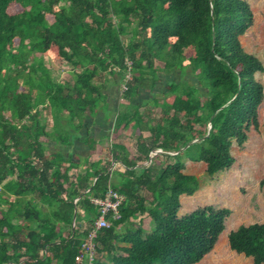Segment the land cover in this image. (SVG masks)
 <instances>
[{
    "label": "trees",
    "instance_id": "1",
    "mask_svg": "<svg viewBox=\"0 0 264 264\" xmlns=\"http://www.w3.org/2000/svg\"><path fill=\"white\" fill-rule=\"evenodd\" d=\"M11 5L19 10L12 13ZM252 21L245 0H0V264H78L98 215L90 201L108 188L123 196L120 217L107 216L110 225L96 230L91 264H196L222 240L232 253L264 264V222L222 233L226 207L179 215L180 195L199 185L183 170L201 162L209 178L230 168L232 142L242 145L258 126L263 91L253 74L264 67L239 41ZM50 50L72 71L61 82L43 64ZM156 64L165 81L148 69ZM135 69L152 79L146 90L157 116L133 103L141 79ZM109 76L116 98L135 108L108 103ZM158 82L165 87L159 93ZM98 108L106 118L115 114L103 151L110 161L92 162L90 174L70 173V155L61 157L58 147L81 140ZM128 126L137 132L125 143L120 135ZM156 148L161 152L148 162ZM144 216L152 222L148 232Z\"/></svg>",
    "mask_w": 264,
    "mask_h": 264
},
{
    "label": "rangeland",
    "instance_id": "2",
    "mask_svg": "<svg viewBox=\"0 0 264 264\" xmlns=\"http://www.w3.org/2000/svg\"><path fill=\"white\" fill-rule=\"evenodd\" d=\"M245 1L248 3L252 11L253 21L245 33L239 36L240 45L245 52L257 57L264 67V0ZM8 9L12 13L19 10L14 5H11ZM184 52L187 57L193 55L192 47L186 48ZM185 62L187 61L185 60ZM43 64L48 70L52 71L51 77L59 82L62 81V77L67 73L72 74V71L68 70L67 66H60L54 56V50H50L45 54ZM155 68L158 69V73L160 72L159 75L163 79L161 80L165 81L167 76L164 74L163 68H161L159 64L148 69L152 70ZM133 72L134 74H137L138 79L141 78L133 87L135 88L133 91L134 99L132 97L133 103L142 106L139 109L140 113L147 112L148 110L144 109L151 107L153 109L151 116H157L154 111L158 113V108L156 110V107L153 106L155 100H153V98L150 99L151 93L146 90L148 86L151 88L152 79L147 75L142 78L140 76L142 74L140 70L135 69ZM56 73H58V75H56ZM172 77L174 78L175 76ZM253 77L255 81L261 83L263 91L262 101L257 109L258 126L256 128L251 126L247 130V138L242 145L239 146L235 141L232 142L230 153L234 157V163L231 167L221 170L209 178L205 176V166L201 162L191 163L185 170H183L186 174L195 175L198 178L199 185L198 189L192 195H180L181 206L179 209V215L187 214L189 211L205 205H211L218 208L226 207L230 209V215L225 221V228L222 233L225 231H227L226 233H229V231L236 229L239 225L264 222V186H260V180L264 174V70L255 72ZM109 78L110 81L107 83V87H109V83H111V76H109ZM157 86L156 91H158V93L160 92V89L162 90L165 88L162 87L163 85L159 82L157 83ZM156 96H158L159 101H161L162 97L160 95ZM133 103L129 104L128 102H125L121 104V111L135 108L136 106L133 105ZM154 105L156 106V104ZM98 113H103L104 115L109 116L108 112L101 108L97 109L95 117H97ZM41 115L40 122L46 123L48 129L52 122V120H50V115L45 109L41 110ZM89 119V124H91V122L96 124V121H94L92 117ZM132 124L133 123H131V126ZM65 126L72 128L69 124L63 123L62 127ZM64 131L69 134V131ZM136 132V129L134 130L128 126L122 131L120 139L124 140L125 143H128V137L136 134ZM60 133L61 130L54 132L53 136L56 141L58 140ZM106 140V142L103 140L102 144H98L97 146V143H93L90 138L87 139V144H90V155L85 151H81L76 155L72 154L73 152L70 148L74 145L73 143L68 146L63 145V147H58L59 150L62 151L60 155L61 157L67 158V156L70 155L68 159L74 165V168L71 169L70 173H75L76 171H88L90 174L92 170H94L92 162H98L101 165L100 158L101 161L104 159V162L108 163L106 161H110V159L105 156L102 151L105 148L108 149L109 145L107 143L110 144L111 140H113L111 132ZM96 152L99 153L101 157L96 155ZM113 162L115 161L112 160L109 169L112 168V165L114 164ZM226 224H229L228 230ZM141 226L144 232H148L152 227V222L148 217L144 216L143 220H141ZM123 230L121 229L120 231ZM196 264H253V262L251 257L232 253L228 248V243H226L225 240H222L217 247L213 248Z\"/></svg>",
    "mask_w": 264,
    "mask_h": 264
},
{
    "label": "built area",
    "instance_id": "3",
    "mask_svg": "<svg viewBox=\"0 0 264 264\" xmlns=\"http://www.w3.org/2000/svg\"><path fill=\"white\" fill-rule=\"evenodd\" d=\"M126 77L129 78V75ZM125 88L124 86L123 89ZM122 200L123 196L111 188L106 190L103 198L91 199V202L98 207V215L93 223L94 229L89 232L87 240L78 249V254L75 256L76 262L91 264L92 257L94 256L93 238L96 236V230L110 225L109 220L106 218L107 216H110L111 219L119 218L118 207Z\"/></svg>",
    "mask_w": 264,
    "mask_h": 264
},
{
    "label": "crops",
    "instance_id": "4",
    "mask_svg": "<svg viewBox=\"0 0 264 264\" xmlns=\"http://www.w3.org/2000/svg\"><path fill=\"white\" fill-rule=\"evenodd\" d=\"M116 91L117 88H115L114 86H111L109 88H107V91L106 93L109 92V100H108V103L110 105H113V101L116 99L117 100V105L119 106V102H123L125 103L123 100L122 101H119V99L116 98ZM114 115L115 114H112L110 116V118H106L104 117L102 114L98 113L97 117H95L94 119L96 120V124H93V122H91L90 124V130L89 131V134L91 135V137L96 140L95 143H99V144H102V141L104 140V142H106V138L108 137L109 133L112 132V126H113V121H114ZM88 131H85L83 134L84 136H82L81 140H77L75 141V145H73L70 150L73 151V154L76 155V154H79V152L81 151H85V152H88L89 155H90V144H85V141H86V133ZM109 145V143H107ZM87 145V147H86ZM104 145V144H103ZM130 149H132V147H129ZM96 150V148H95ZM106 150L103 149V151ZM102 151V152H103ZM101 152V153H102ZM96 155H99V153H95ZM100 156V155H99ZM101 157V156H100ZM98 158V157H97ZM96 158V159H97ZM110 159V158H109ZM103 161H101V158H100V163H103L104 162V159H102ZM106 162H109V161H106ZM112 162V160H111ZM111 162L109 163V165L111 164ZM99 163L97 164H94V165H98ZM107 164V163H106ZM81 212V209H78V213ZM141 220H143V217L140 218Z\"/></svg>",
    "mask_w": 264,
    "mask_h": 264
},
{
    "label": "clouds",
    "instance_id": "5",
    "mask_svg": "<svg viewBox=\"0 0 264 264\" xmlns=\"http://www.w3.org/2000/svg\"><path fill=\"white\" fill-rule=\"evenodd\" d=\"M128 64L130 65L129 62H128ZM127 75H129V78L126 77ZM130 80H131V72L128 71V72L125 74V79H124V81H123L122 83H120V86H119V89H118V90H120V91H122V92H123V91H126V89H127V82L130 81ZM124 86L126 87L125 89H123ZM133 99H134V98H133ZM124 102H125V101H124ZM207 128H208V127H207ZM153 151H154V152H155V151H158V153L161 152L160 149H157V148H156V149L152 150V152L150 153V155L153 153ZM155 155H156V154H155ZM155 155H154V156H155ZM154 156H152V158H153ZM148 162H149V161H148ZM113 163H115V162H113ZM110 165H111V164H110ZM113 165H114V164H113ZM113 165H112V166H113ZM111 189H112V188H111ZM114 191H115V190H114ZM117 193H118V192H117ZM118 194H119V193H118ZM76 201H77V198L73 200L74 203H75ZM90 202H91V201H90ZM91 203H92V202H91ZM92 204H93V203H92ZM93 205H95V204H93ZM95 206L97 207V205H95ZM97 209H98V207H97ZM118 213H119V212H118ZM119 217H120V214H119ZM117 219H118V218H117ZM73 224H74V223H73ZM77 263L79 264V263H81V262H77Z\"/></svg>",
    "mask_w": 264,
    "mask_h": 264
},
{
    "label": "water",
    "instance_id": "6",
    "mask_svg": "<svg viewBox=\"0 0 264 264\" xmlns=\"http://www.w3.org/2000/svg\"><path fill=\"white\" fill-rule=\"evenodd\" d=\"M209 128H210V125L208 126V129H209ZM188 145H189V144H187V145H186L184 148H182V149H185ZM182 149H181V150H182ZM157 153H158V151L153 152V153L150 155L148 161H150L151 158H152V156H154V155L157 154Z\"/></svg>",
    "mask_w": 264,
    "mask_h": 264
}]
</instances>
